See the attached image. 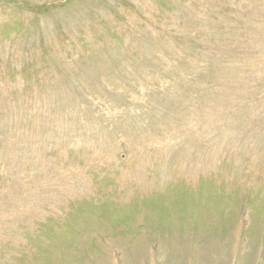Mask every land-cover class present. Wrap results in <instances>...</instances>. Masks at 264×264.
Instances as JSON below:
<instances>
[{
    "label": "rangeland",
    "instance_id": "1",
    "mask_svg": "<svg viewBox=\"0 0 264 264\" xmlns=\"http://www.w3.org/2000/svg\"><path fill=\"white\" fill-rule=\"evenodd\" d=\"M0 264H264V0H0Z\"/></svg>",
    "mask_w": 264,
    "mask_h": 264
}]
</instances>
